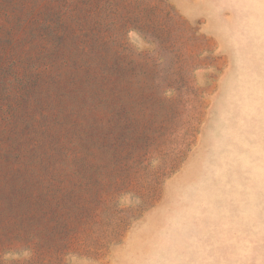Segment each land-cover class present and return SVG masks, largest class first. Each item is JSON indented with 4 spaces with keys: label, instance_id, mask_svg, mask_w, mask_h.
Wrapping results in <instances>:
<instances>
[{
    "label": "rangeland",
    "instance_id": "374dc122",
    "mask_svg": "<svg viewBox=\"0 0 264 264\" xmlns=\"http://www.w3.org/2000/svg\"><path fill=\"white\" fill-rule=\"evenodd\" d=\"M0 264H264V0H0Z\"/></svg>",
    "mask_w": 264,
    "mask_h": 264
}]
</instances>
